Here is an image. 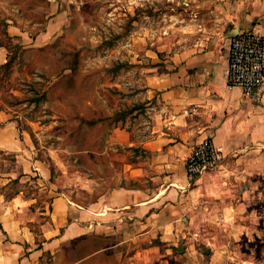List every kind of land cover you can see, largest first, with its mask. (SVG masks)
<instances>
[{
	"label": "crops",
	"instance_id": "1",
	"mask_svg": "<svg viewBox=\"0 0 264 264\" xmlns=\"http://www.w3.org/2000/svg\"><path fill=\"white\" fill-rule=\"evenodd\" d=\"M46 1V25L35 36L9 15L3 18L12 43L40 49L61 35L65 0ZM183 3L190 14L171 15L169 50H145L154 60L149 75L144 71L151 126L111 131L107 155L122 150L126 159L96 202L84 205L54 192L51 172L35 159L12 115L0 111V154L16 161L0 170V264H44L80 240L99 244L91 259L125 250L122 264H264L252 247L263 235L257 191L264 184L251 179L264 152V100L258 105L231 88L226 75L232 37L251 29L264 36V0ZM9 55L0 45V68ZM208 139L224 159L191 183L186 160ZM111 166L116 172L114 161ZM37 176L53 194L40 208L19 189ZM222 235L234 240L223 241ZM241 238L248 257L231 244Z\"/></svg>",
	"mask_w": 264,
	"mask_h": 264
},
{
	"label": "rangeland",
	"instance_id": "2",
	"mask_svg": "<svg viewBox=\"0 0 264 264\" xmlns=\"http://www.w3.org/2000/svg\"><path fill=\"white\" fill-rule=\"evenodd\" d=\"M183 2L65 0L67 23L61 35L44 48L24 50L11 42L3 18L9 15L35 36L46 25L48 1L0 0V45L10 53L0 68V111L12 115L35 159L51 172L54 192L84 205L94 203L107 191V178L119 174L126 157L122 150L111 158L107 155L109 135L116 127L138 131L151 126L152 101L146 97L144 71L149 75L154 60L145 50L163 45L169 50L171 15L186 19L190 14ZM13 162L11 156L0 154V170ZM257 165L251 179L264 184V152ZM38 179L32 177L19 189L35 198L40 208L53 194ZM257 194L259 210L264 211V186ZM259 230L263 235L252 246L257 259L264 256L261 223ZM231 244L249 256L244 238ZM98 246L97 241L72 242L61 256L47 257L44 264H122V255L127 254L122 250L116 257L91 259Z\"/></svg>",
	"mask_w": 264,
	"mask_h": 264
},
{
	"label": "built area",
	"instance_id": "3",
	"mask_svg": "<svg viewBox=\"0 0 264 264\" xmlns=\"http://www.w3.org/2000/svg\"><path fill=\"white\" fill-rule=\"evenodd\" d=\"M231 88H240L256 104L264 100V36L251 29L232 37L229 65L226 71ZM223 152L213 140L199 144L186 160L189 181L196 182L203 174L218 169Z\"/></svg>",
	"mask_w": 264,
	"mask_h": 264
},
{
	"label": "trees",
	"instance_id": "4",
	"mask_svg": "<svg viewBox=\"0 0 264 264\" xmlns=\"http://www.w3.org/2000/svg\"><path fill=\"white\" fill-rule=\"evenodd\" d=\"M4 26H5V27L7 26L6 22H4Z\"/></svg>",
	"mask_w": 264,
	"mask_h": 264
},
{
	"label": "water",
	"instance_id": "5",
	"mask_svg": "<svg viewBox=\"0 0 264 264\" xmlns=\"http://www.w3.org/2000/svg\"><path fill=\"white\" fill-rule=\"evenodd\" d=\"M239 33V32H238Z\"/></svg>",
	"mask_w": 264,
	"mask_h": 264
}]
</instances>
